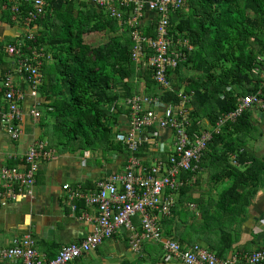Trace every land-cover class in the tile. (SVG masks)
Wrapping results in <instances>:
<instances>
[{"label": "trees", "instance_id": "obj_1", "mask_svg": "<svg viewBox=\"0 0 264 264\" xmlns=\"http://www.w3.org/2000/svg\"><path fill=\"white\" fill-rule=\"evenodd\" d=\"M5 4L8 10L0 13V20L14 27L12 3L0 0V9ZM27 9L32 6L25 5L24 10ZM120 11L122 19H117L92 0H49L45 16L34 23L38 26L35 45L52 56L43 68L45 77L38 89V96L48 102L42 104L43 111L54 119L52 141L55 140L58 148L72 147L82 152H120L126 154L127 160L129 153L117 142L115 131L122 111L112 113L111 107L136 94L161 96L163 103L177 105L178 95L183 92L190 97V133L198 135L203 129L213 133L199 170L188 173L187 177L193 179L204 168L219 167L216 183L231 182L228 188L219 191L218 200L207 204L215 207V214L209 210L207 214L220 234L219 249L213 252L219 258H226L236 243L232 225H241L248 218L252 200L264 188V155L258 158L249 150L253 133L259 130L262 134V131L254 126L252 113L248 112L235 122H226L218 133L215 128L221 117L236 108L240 97L254 93L261 86L264 0H186L181 9L173 11L171 35L188 39L192 50L186 51L187 59L183 63L168 71L173 89L167 91L159 89L153 68L137 66L132 59L135 47L132 31L140 29L144 36L155 38L156 17L146 10V17L132 28L126 26L131 10ZM147 16L152 20L144 25ZM120 22L125 23L121 26ZM97 35L103 41L90 42ZM28 44L34 46L33 41ZM10 67L6 57L0 54V80ZM21 88L26 90L23 82ZM6 107L0 91V109ZM200 121L203 125H199ZM149 150L145 144L139 154L151 165ZM232 156L237 165L232 164ZM162 158L166 159L167 155ZM191 189L192 185H186L181 189V196L190 197ZM256 239L245 246L244 254L253 252L251 247L257 245Z\"/></svg>", "mask_w": 264, "mask_h": 264}, {"label": "built area", "instance_id": "obj_2", "mask_svg": "<svg viewBox=\"0 0 264 264\" xmlns=\"http://www.w3.org/2000/svg\"><path fill=\"white\" fill-rule=\"evenodd\" d=\"M72 1V0H70ZM12 22L22 26L25 33L16 43L0 41V54L6 57L11 69L6 71L0 80V91L7 102V110L0 115V124L6 129L12 140L22 136L23 111L20 107L25 94L37 98L38 89L43 83V68L52 56L44 48L35 45L37 25L34 23L45 16L49 0H10ZM101 8L108 10L112 17L122 19L120 10L130 9L131 17L126 26L132 28L140 22L148 10L156 17V37L144 36L142 30L132 31L135 47L132 59L137 66L154 69V80L159 89H173L168 71L176 69L186 59V51L192 50L190 41L171 35L170 14L181 9L186 0H92ZM32 9L24 10L25 5ZM8 10L5 4L2 11ZM146 17V16H145ZM1 21V20H0ZM126 22V21H125ZM125 22H120L122 26ZM29 41L34 42L29 45ZM0 70V75H1ZM20 79L25 85L23 91ZM261 86L254 93L238 99L236 108L221 117L215 128L218 133L226 122H235L243 113H252L254 108L264 111V71ZM27 92V93H26ZM177 105L165 104L161 96L136 94L111 107L112 113H118L124 107L127 110L128 129L117 133L116 140L129 153L126 167L122 172H114L97 183V191L85 194L71 192L72 199L84 201L96 208L97 214H84L83 219L94 225V229L82 241L63 246L51 260H42L35 250V243L29 237L15 238L8 248L0 249V259L5 261L21 260L23 264H71L83 256L97 250L121 230L131 233V247L141 250L143 244L156 243L163 247L166 263L178 264H264V243L250 254L232 253L226 258H219L212 251L199 244L183 245L174 238L165 235L160 227V220L169 217L176 205L177 195L186 185L192 182L188 173L199 170V163L208 143L213 138L212 131L203 129L201 134L190 133L192 126L189 102L183 92L178 95ZM32 115L36 119L41 113L34 109ZM121 116V115H120ZM202 125V122H199ZM119 127H116V132ZM159 129L172 133V150L167 143H161ZM150 147L151 155H167L166 159H153L151 165L146 164L140 151L144 145ZM149 156V157H150ZM54 157V151L45 141L31 146L22 163L23 168L3 167L1 170L0 206L16 201L26 194L33 196L36 176L43 163ZM152 159V158H151ZM70 190L69 185L64 186ZM192 208V205H190ZM73 210L77 207L74 204Z\"/></svg>", "mask_w": 264, "mask_h": 264}, {"label": "crops", "instance_id": "obj_3", "mask_svg": "<svg viewBox=\"0 0 264 264\" xmlns=\"http://www.w3.org/2000/svg\"><path fill=\"white\" fill-rule=\"evenodd\" d=\"M150 20L152 19L147 16L143 24L148 25ZM25 32L22 26L11 27L7 22L0 21V41L3 43L15 41ZM50 62H47L46 65ZM44 77L43 74V81ZM21 82L20 79H17L18 84ZM46 103H48L46 98L40 96L35 98L30 95V92L25 94L24 100L20 104L23 111L22 136L17 141L12 140L6 129L0 124V185L3 183L1 180L2 168H11L12 163H16L15 167L17 168H23L22 160L28 149L34 144L45 141L54 151V157L40 166L33 196L23 194L18 200L0 206V249L10 247L15 238L29 236L35 243L38 257L42 260H51L63 246L82 241L94 229V225L83 219L82 216L84 214L95 216L97 214L96 208L87 205L84 201H75L72 199L71 192L95 193L97 183L114 172L124 171L126 154L120 152H109L108 154L107 152H82L72 147H56L55 140L52 141L54 139V119L42 109V104ZM34 109L41 113L39 119L33 117L31 112ZM6 110L7 107L0 109V115L4 114ZM121 111L117 133H124L128 129L127 110L122 107ZM252 119L254 126L261 128L262 134L259 138L252 139L255 147L249 146V150L252 155L261 158L264 155V113L254 108ZM205 124H208L207 120ZM159 133L161 135L160 142L167 143L169 150H172V133L162 129H159ZM162 156L153 154L150 157L153 161V159ZM232 158V164L237 165L235 157L232 156ZM214 169L211 167L209 169L204 168L193 178L189 184L192 185L190 197L183 198L181 191L178 193L172 214L169 217L161 218L159 222L165 235H170L183 245L199 244L190 239L186 227L189 221L183 223L181 218L187 212V207L194 209L196 211L195 217H202L203 220L204 217H208L207 212L213 211L212 215L215 214L213 204L209 207L205 204L198 206V203L203 204L207 198L209 202H213L220 197V190L215 188L222 182L216 183L217 169ZM226 182L231 184L228 180L224 181V183ZM65 185H69L70 190H65ZM74 204L77 207L76 210L72 209ZM205 210L206 213L204 214ZM263 218L264 188L252 200L248 218L241 225H232L236 232V243L227 256L232 253L244 254L242 251L245 246L254 241L256 237L258 243L252 246L251 250L254 252L262 246L264 243ZM214 223L217 226V223ZM210 226L215 227L213 222ZM166 231L170 232L167 233ZM198 240L201 244L206 245V249L209 251L213 252L219 249L217 246L220 237L218 236L214 239L212 234L204 238L200 237ZM164 254L163 247L156 243H146L143 244L141 250H133L131 233L121 230L97 250L71 264H165ZM0 264L23 263L21 260L5 261L0 259Z\"/></svg>", "mask_w": 264, "mask_h": 264}, {"label": "rangeland", "instance_id": "obj_4", "mask_svg": "<svg viewBox=\"0 0 264 264\" xmlns=\"http://www.w3.org/2000/svg\"><path fill=\"white\" fill-rule=\"evenodd\" d=\"M99 39H101V40L98 41ZM101 41H103V40H102L101 36H98V35L90 38V42H92V43H98ZM260 136H261V134L259 133V130H256L252 135V137H254L252 139L255 140L257 137L259 138ZM252 139H250V141H249V146L255 147ZM222 166L225 167L224 164H222ZM213 169H214V167H213ZM214 172H215V169H214ZM228 186H229V184L227 182L226 183L223 182L221 185H219V190L222 191V190L228 188ZM211 198L213 199V197H211ZM208 200H209L208 198L205 199L203 204L207 205L209 202ZM195 205H196V203H195ZM195 213H196V211L194 209H190L187 207V212H185L181 218L183 223L189 221L188 225H186V227H187V230H188V233L190 235L191 240L201 244L200 241L198 240L200 237L204 238V237H207L208 235L210 236L212 234L214 235V239H216L217 236L220 237V234H217V233H219L217 231V228L210 226L211 221H210L209 215H208V217H204V220H203L202 217H199V218L195 217ZM211 213H213V211H211ZM190 218H192L193 220H191ZM263 221H264V218H263ZM225 222H227V219H225ZM260 235H262V234H260ZM168 236H170V235H168ZM202 245L205 248H207L206 245L201 244V246Z\"/></svg>", "mask_w": 264, "mask_h": 264}, {"label": "clouds", "instance_id": "obj_5", "mask_svg": "<svg viewBox=\"0 0 264 264\" xmlns=\"http://www.w3.org/2000/svg\"><path fill=\"white\" fill-rule=\"evenodd\" d=\"M203 125V124H202ZM170 237V236H169ZM171 238H173V237H171ZM166 263V262H165Z\"/></svg>", "mask_w": 264, "mask_h": 264}]
</instances>
